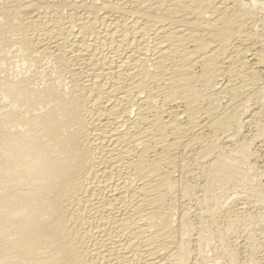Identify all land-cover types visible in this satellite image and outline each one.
Segmentation results:
<instances>
[{"label": "bare ground", "instance_id": "6f19581e", "mask_svg": "<svg viewBox=\"0 0 264 264\" xmlns=\"http://www.w3.org/2000/svg\"><path fill=\"white\" fill-rule=\"evenodd\" d=\"M245 1L0 0V264H217L215 239L257 264L254 233L245 263L230 241L248 222L264 244V13Z\"/></svg>", "mask_w": 264, "mask_h": 264}, {"label": "rangeland", "instance_id": "374dc122", "mask_svg": "<svg viewBox=\"0 0 264 264\" xmlns=\"http://www.w3.org/2000/svg\"><path fill=\"white\" fill-rule=\"evenodd\" d=\"M244 1V0H243ZM246 1H247V3H246ZM244 3L245 4H248V2H250V0H246ZM256 2H258L257 4H259L260 6H259V8L260 7H262V9L261 10H263L262 11V14L264 13V0H256ZM263 17H264V14H263ZM16 63V62H15ZM14 64V63H13ZM14 66H18V63H16V65L14 64ZM11 68L13 67V65L12 66H10ZM253 149H255V151L257 150L258 151V153H260L259 152V150H258V146H253ZM260 162V163H259ZM258 163L256 162L255 164H257L256 165V169H258L259 170V172H261V173H263V177L261 178L263 181H264V163L263 162H261V161H259ZM232 186H230V187H227V188H225L224 190H222L221 192H220V194H221V196H222V201L223 202H227V200H228V203H226V205H231L232 204V202L236 199V200H239V203L238 204H241L242 202H241V200H243L242 198H245L246 197V195L244 194V193H242L244 190L243 189H241V187H238L239 189L237 190V187H232ZM229 188H231V189H233V190H231V189H229ZM234 189H235V191H234ZM225 190H227V191H225ZM242 190V191H241ZM241 191V192H240ZM223 192H225V193H227V194H225V193H223ZM229 192V193H228ZM222 193H223V195H222ZM235 193V194H234ZM229 194V195H228ZM238 194V195H237ZM244 194V195H243ZM228 195V196H227ZM237 196V197H236ZM240 198H239V197ZM241 196H242V198H241ZM245 196V197H244ZM229 197V198H228ZM227 200H226V199ZM238 198V199H237ZM260 206V207H259ZM258 206V208L256 209V211H254V210H252V212H251V214H257V211H260L261 209V211L260 212H264V204L263 205H259ZM262 206V207H261ZM179 208H181V210L179 211L180 213H182L183 211H184V208H182V205H180L179 206ZM197 209V211H198V208H196ZM259 209V210H258ZM183 210V211H182ZM193 210H195V208L193 209ZM192 210V211H193ZM195 212H196V210H195ZM246 225L248 224V222L247 223H245ZM245 224H241L240 226H239V228H237L235 231H234V236H233V234L230 236V241L231 242H233L234 243V246L236 245V247H238L236 250H237V254H238V258H239V260H240V262L241 263H245L246 262V258H248V256L250 255V248H249V237L254 233V235H252V236H258L257 238L256 237H254V243H255V245H254V254H255V260H256V263L258 264H264L263 263V260H264V253H262V251L264 252V248H262V247H264V244H262L261 242H263V239H262V237L260 236V234L258 233L259 232V230H258V228L256 227V226H254L255 228H254V230H252V227H249L248 225L246 226ZM258 226V225H257ZM244 227H248L247 229L246 228H243ZM239 229V230H238ZM241 229V230H240ZM252 230V232H249V231H251ZM257 229V230H256ZM247 230H249V231H247ZM257 232H256V231ZM236 232V233H235ZM258 234H256V233ZM252 233V234H251ZM248 234H249V237L247 238V236H248ZM251 234V235H250ZM260 241H258V240ZM217 239H215L212 243V247H208V248H206V250L204 249V254L206 255V257L207 256H210V257H208V258H210L211 260H215V262H216V260H217V258H220V259H218L217 261H218V263L217 264H225L226 262H227V260L225 259L226 257H224L225 256V254H224V250H223V247H221V244H220V242L217 240ZM236 241H237V243H236ZM248 241V242H247ZM217 242H219V244L220 245H218V243ZM247 243V244H246ZM216 244V245H215ZM260 244V245H259ZM195 245V246H194ZM215 245V246H214ZM238 245H240V247L238 246ZM263 245V246H262ZM192 246H193V248H192V251H195V252H193V258H195V256L194 255H196V257L198 256V251L197 250H199V248L198 247H196V246H198V244H196V242H193L192 243ZM216 248L215 250H214V247ZM217 246V247H216ZM260 246V247H259ZM262 246V247H261ZM196 249H195V248ZM248 247V248H247ZM258 247V249L256 250V248ZM220 248V249H219ZM193 249H195V250H193ZM207 249H208V251H207ZM212 249V250H211ZM214 250V251H213ZM219 252H218V251ZM260 250H262V251H260ZM212 251V252H211ZM247 251V252H246ZM260 253L261 252V254H259L258 252ZM207 252H208V254H207ZM218 252V253H217ZM221 252V253H220ZM223 253V255H220V254H222ZM249 253V255H247ZM214 254V255H213ZM258 256H257V255ZM213 256V257H212ZM216 256V257H215ZM217 256H219V257H217ZM214 258H216V259H214ZM260 261H257V259ZM263 258V259H262ZM196 259V258H195ZM194 259V260H195ZM221 260V261H220ZM245 261V262H244ZM226 264H229L228 262L226 263Z\"/></svg>", "mask_w": 264, "mask_h": 264}]
</instances>
